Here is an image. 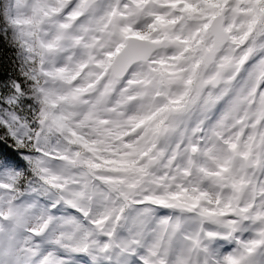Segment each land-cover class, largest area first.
<instances>
[{
  "label": "snow or ice",
  "instance_id": "snow-or-ice-1",
  "mask_svg": "<svg viewBox=\"0 0 264 264\" xmlns=\"http://www.w3.org/2000/svg\"><path fill=\"white\" fill-rule=\"evenodd\" d=\"M0 264H264V0H0Z\"/></svg>",
  "mask_w": 264,
  "mask_h": 264
},
{
  "label": "trees",
  "instance_id": "trees-1",
  "mask_svg": "<svg viewBox=\"0 0 264 264\" xmlns=\"http://www.w3.org/2000/svg\"><path fill=\"white\" fill-rule=\"evenodd\" d=\"M10 56V52L0 48V62L6 61Z\"/></svg>",
  "mask_w": 264,
  "mask_h": 264
}]
</instances>
